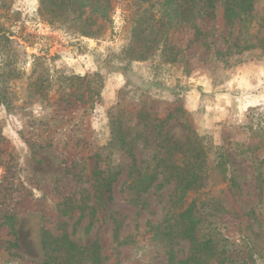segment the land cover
<instances>
[{"label":"rangeland","instance_id":"obj_1","mask_svg":"<svg viewBox=\"0 0 264 264\" xmlns=\"http://www.w3.org/2000/svg\"><path fill=\"white\" fill-rule=\"evenodd\" d=\"M168 2L112 0L83 32L40 0H0V29L21 45L0 104V264H179L192 204L225 251L208 264H264V48L243 46L264 35V0L234 25L220 3L211 19ZM112 130L127 145L111 159ZM100 152L121 170L110 200Z\"/></svg>","mask_w":264,"mask_h":264},{"label":"trees","instance_id":"obj_2","mask_svg":"<svg viewBox=\"0 0 264 264\" xmlns=\"http://www.w3.org/2000/svg\"><path fill=\"white\" fill-rule=\"evenodd\" d=\"M111 1L112 0H40V11L50 20L51 23L57 24L60 27H66L69 29L76 28L86 32L94 25V23H96L97 20H108L112 10ZM177 1L179 6L182 7L192 18L196 15H200L201 12L205 10L211 19H213L216 7L219 3L224 5V16L226 17L228 24L234 25L236 20H242L245 24H249L256 17L254 9L255 0ZM167 3H169L168 0ZM87 13L88 16H85ZM243 46H246L245 48H264V35L259 39L257 38L256 43ZM20 47L21 45L18 41H15L3 29H0V55L4 57L0 63V104L2 105H4L7 100L6 83L9 80L11 68L16 65L15 60L18 57L17 53H14V51L17 52ZM102 86V76L99 72H95L88 76L86 87L88 88L91 97H99ZM126 145L127 141L125 137L116 133L115 130H112V136L106 145V149L111 154L110 158L112 159V155L116 156ZM103 161H106V159L102 157L100 152L96 156L95 174L102 182L100 196L110 200L111 195L109 192L112 183L118 179L121 170H117L116 168L107 170L101 165ZM194 173H192L189 180L186 181L189 183H181L183 191L195 189L196 185H198L197 174L196 172ZM154 179L155 174L143 176L141 180L136 183L137 190L141 189V191H145L152 185ZM193 208H195L194 204L188 207V209H186L181 215L183 226L181 234L192 243V252L186 259H181L178 263L208 264L213 260L212 258L221 263L222 261L220 262V259L224 256L225 251H220L218 247H215L216 240L215 237L211 235V231L208 233L204 231L202 234L199 232V225L202 224L203 220L200 217H196ZM165 234L167 235V233ZM69 243L73 246L72 250H74L76 245L71 241ZM97 255V247L94 245V260L97 259ZM46 264H49V260Z\"/></svg>","mask_w":264,"mask_h":264}]
</instances>
